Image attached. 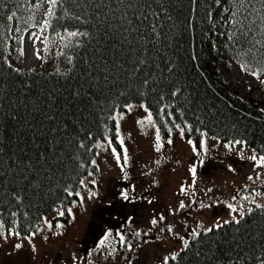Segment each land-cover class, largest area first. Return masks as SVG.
<instances>
[{
  "label": "trees",
  "instance_id": "obj_1",
  "mask_svg": "<svg viewBox=\"0 0 264 264\" xmlns=\"http://www.w3.org/2000/svg\"><path fill=\"white\" fill-rule=\"evenodd\" d=\"M83 2L79 0L78 5L77 0H64L58 5L48 37L57 33L66 37V30L88 31L91 36L73 38L68 47H64L63 40L58 53L64 55L57 53L49 66L27 69L8 60L10 49L13 44V57L19 60L18 38L33 24L38 26L44 16L43 7L36 9L30 0H0V147L9 163L13 154L25 164L32 161L31 171L17 167L0 178L4 182L0 187V212L6 223L17 220L23 234H27L28 225H40L52 208L77 198L68 197L64 189L71 186L76 192L82 176L96 168L91 161L100 138L109 136L120 147L115 136L116 121L109 117L131 102L146 103L162 137L169 134L168 127L175 130L173 120L182 127L187 122L193 131H186L185 137L195 143V138H201L196 131L200 129L223 141L246 140L257 153L264 154L262 102L250 94H237L219 69L220 61L226 65L231 60L239 69L237 60L252 67L257 66L255 61H264V31L259 30L257 16L245 21L249 24L255 19L256 23L251 32L240 37L220 21L222 11L214 0H198L195 11L190 0H170L172 20H164L159 39L142 28L141 35H147V43L140 35L129 36L121 43L119 32L104 36L103 29L98 30L92 7L85 11ZM109 7L118 15L114 0ZM9 10L16 12L11 22L6 19L11 15ZM104 11L108 13L107 8ZM208 11L212 12L211 21ZM113 13H108L110 19ZM76 15L83 19L72 18ZM17 28L22 31L17 32ZM229 34L236 40L229 41ZM249 48L251 52H247ZM66 57L71 58V64ZM140 59L147 63L138 65ZM9 63L12 67H8ZM137 66L139 71L134 72ZM169 66L172 72H168ZM90 74L97 78L96 87L90 86ZM145 78L147 85L143 84ZM177 88L179 93L171 95ZM76 90L80 96L74 98ZM80 143L85 147L80 148ZM41 154L44 159L38 160ZM81 163L85 167L81 168ZM12 191L18 192L22 201L8 194ZM250 208L254 210L251 214L249 208L245 211L239 226H212L211 233L200 230L201 235L195 240L190 237V247L179 251L176 261L169 259V264H258L257 256L264 252V211L255 205ZM12 212L17 216L12 217ZM63 219L66 221L67 215Z\"/></svg>",
  "mask_w": 264,
  "mask_h": 264
},
{
  "label": "rangeland",
  "instance_id": "obj_2",
  "mask_svg": "<svg viewBox=\"0 0 264 264\" xmlns=\"http://www.w3.org/2000/svg\"><path fill=\"white\" fill-rule=\"evenodd\" d=\"M31 2L41 3L43 9L46 5V0H31ZM221 17L220 21L224 23L227 14L222 12ZM35 31L36 27L27 32L31 35ZM48 35L49 28L43 34L39 31L40 39L31 43L23 36L24 55L16 60L13 57L12 44L8 60L15 66L27 69L51 65L61 49L63 43L61 37L64 36L59 33L49 38ZM38 43H42L40 56L43 59H37L33 51ZM219 69L221 76L230 83L232 90L240 96L250 94L258 98L264 108V84L241 71L233 61H227L226 65L220 61ZM129 104L133 105L130 113L126 108L116 110L125 113L124 118L120 120V133L124 137V146L128 149L129 160L126 168L128 179L123 178L120 166L107 147V140L111 138L109 136L100 138L97 145L103 147H97L99 155L96 154L94 158L98 170L96 167L90 171L93 175L86 173L83 176L86 186L81 185L77 189L84 197L83 203L81 204L77 197L73 200L76 201L75 204L72 203L73 201L61 204L65 212L67 208H72L68 221L63 220L64 216L58 215L57 209L61 205L45 213L43 221L46 219L53 227L48 229L42 221L40 226L44 230L32 239V244L36 247L35 253L32 252L27 240L22 242L21 249L16 250L13 247L18 242L15 238H10L7 242L0 239V264H161L164 257H170V254L180 251L182 247L180 237L190 239L193 229L200 231L214 226L217 221L223 223L231 219L228 203L237 208V213L232 214L237 216L240 211L245 212L252 205L264 204V182H262L264 177L254 181L247 179L249 175L255 176L253 162L247 159L252 155V147L248 145L243 151L244 159H240L236 150L229 152L224 147L228 141L218 137V142L211 139L215 135L202 131L208 134L209 151L201 166L199 158L187 143L188 139L186 137L182 139L175 129L170 135L161 136L164 141L171 138L173 143L171 145L164 143V147L158 153L154 149L155 129L137 124L138 120L147 115L144 108L140 107L141 104L146 105V103ZM148 110L150 111L149 108ZM156 125L158 126L157 122ZM200 140L195 138L198 143H196L197 148ZM113 145L116 147L114 142ZM117 151H121V148L118 147ZM157 160H160L159 165L156 164ZM193 164L197 167L196 187L189 189V192L195 191L196 196L179 195L182 185L192 184L193 178L189 168ZM229 165L235 169L234 172L229 171ZM256 171L264 170L256 169ZM93 179L96 181L95 184L90 183ZM245 185L248 187L245 188ZM132 186H135L134 192ZM209 188L212 191L205 195V191ZM125 189L129 190L131 196L137 197L134 202L120 198V192ZM89 190L96 192L95 198L88 199ZM233 196H236V200L232 199ZM244 196H248L249 199H242ZM145 197L147 199H144ZM193 199L198 202L202 200L205 204L214 202L213 207L201 209L197 203L179 209L181 200L189 205ZM253 199L255 204L251 203ZM148 200H152V203H148ZM161 214L165 217L163 221L159 220ZM129 217H132L130 225ZM153 217L158 220L155 227L150 223ZM169 226L172 228L171 233L167 231ZM109 229L112 230L113 235L117 230L125 233L126 238L133 245L132 250L128 251L127 248H120L116 244L114 247L117 251L114 258L108 256L104 249L92 251L97 248L98 242ZM160 229L164 231L161 232ZM137 230L141 231L139 238L133 236ZM145 232L148 235H143ZM45 236L48 237L47 241L44 240ZM90 252L91 256H89Z\"/></svg>",
  "mask_w": 264,
  "mask_h": 264
},
{
  "label": "snow or ice",
  "instance_id": "obj_3",
  "mask_svg": "<svg viewBox=\"0 0 264 264\" xmlns=\"http://www.w3.org/2000/svg\"><path fill=\"white\" fill-rule=\"evenodd\" d=\"M46 2L50 5V7L46 10L45 16L46 18L42 20L40 24V33L43 34L45 29L51 27V19L56 18L55 16V9L57 8L58 5H62L64 3V0H46ZM116 9L115 12L118 13L116 15L113 13V10L109 5L113 3V0H84L83 2V9L87 11L89 7H92V13L94 18L97 21L98 25V30L103 29V34L104 36L108 35H115L116 32H119L120 36L122 37V40L120 41L123 43L124 41L128 40L129 36H136L140 35V39L147 43V35H141V30L142 28H147L150 30V33L152 36L155 38L159 39L161 36V29L164 27V20L171 21L172 20V15L169 12V2L170 0H114ZM77 3L79 5V0H77ZM190 3L192 5V10H196V6L198 4V0H190ZM214 3L216 6L221 8V11L225 14H227V19L224 20L225 26L231 27L233 32H235L238 36L243 37L247 34V32H251L252 26L256 23L255 19H251V23L245 24V21H249L250 18L257 16L259 21H260V31H264V0H214ZM259 4V8L256 7V5ZM155 6V7H154ZM36 9H40L43 7L42 4H36L34 6ZM108 9V13H113V18L110 19V16L108 13L104 11V9ZM2 10V8H0ZM11 11V10H9ZM16 16L15 11H11V15H8L6 17L7 21L11 22L13 20V17ZM163 17V19H162ZM207 17L211 21L212 18V12L208 11L207 12ZM72 18L76 20H82L83 18L79 15L73 16ZM223 19V17H221ZM118 21V24L116 23ZM86 22V21H85ZM147 22V23H145ZM32 27H37L36 24H33ZM115 29V31H113ZM9 31H11V25L9 24ZM17 32H21V28L16 29ZM59 35V33H57ZM32 37H35L36 40H39L40 37L36 35V33L31 34ZM91 33L88 31H67L66 30V37H61V39L65 40L66 43L64 44V47H68L69 43L73 38L77 37H90ZM31 39V37H30ZM227 39L229 41L236 40V36L229 34L227 36ZM237 42H239L237 40ZM18 43L20 44V48L18 49L20 56L24 55V49H23V36L18 38ZM255 43H260L259 41H256ZM77 46H79V41H77ZM252 49L249 48L247 52H251ZM245 53V55L247 54ZM35 55L37 59H43L42 56H40V50L35 49ZM58 55H64L63 52L58 53ZM195 58V57H193ZM67 61L69 64L72 63L71 58H67ZM103 60V58H102ZM106 63V61H105ZM147 61L144 59H140L138 61V65H143L146 64ZM237 63L240 66L241 71L246 72L247 74L253 76L257 81H259L261 84H264V61H255L256 67L250 66L248 63H241L239 60H237ZM8 67H12V65L9 63ZM168 72L173 71V67L169 66L168 67ZM15 71L19 72V69H15ZM133 71H139V66L133 69ZM59 72V70H57ZM89 79L91 82V87H96V84L94 83L95 80L97 79L94 75L89 76ZM104 80L107 81V75H104ZM143 84L147 85L148 84V79L145 78L143 80ZM3 89L0 88V93H2ZM180 89H175L171 95L175 96L179 93ZM85 95H88L87 93ZM123 95V93H121ZM80 92L78 90L73 92V97H79ZM3 105L0 104V108H2ZM127 109V112H131L133 109V105L128 104L125 106ZM140 107L144 108L145 112L147 113L146 117L143 119H140L137 121V124L144 127V126H151L152 128L155 129V144H154V149L156 152H160L161 149L164 147V143H167L171 145L173 143L172 139L169 138L166 141L162 140L161 137V129L156 125V122L153 118V114L151 111L148 110L146 105L141 104ZM262 112H264V109H261ZM164 112V108L160 109V113ZM172 113L169 112L168 116H171ZM125 116L124 112H119L115 111L113 115L109 117L111 120H115V136L117 143L119 144L121 151H117V148L113 145V141L111 139L107 140V147L110 148L114 159L116 160L117 164L120 166L121 172L123 173V178L125 180L128 179V173L126 171V168L128 166V149L124 146L125 141L124 137L120 133V120H122ZM48 119H53V117L49 116ZM165 125H167V120L164 121ZM173 124L175 129L178 130L180 137L183 139L185 137V132L187 131L188 133H191L193 131L192 125L187 124L185 122V126L182 127L181 124L175 123L173 120ZM107 127V126H105ZM167 131L169 134L172 133V127H168ZM197 132L200 133V136L202 139L199 142V148H197V144L193 142L192 139H188L187 143L191 146L193 153L199 158V164L202 166L204 163V157L207 156L208 154V145H207V138L208 134L207 132H201L200 129H196ZM213 140H217L219 142L218 137H211ZM239 146V147H238ZM248 146L247 141L243 139H234V140H229L227 143L224 144V147L229 151L236 150L240 156V159H244L243 157V151L244 149ZM80 148H84V144L80 143L79 145ZM94 147H103V145H94ZM107 150V149H106ZM23 151V149H21ZM90 151V149H89ZM3 153H4V148L0 147V178L6 177L10 172H14L15 168L19 167L23 171V169L26 167L29 171H31V165L32 161L29 159L27 161V164H25V161L23 159H18L15 157V154H13L12 157L9 158L10 163L8 160H5L3 158ZM99 155V153H97ZM44 157L41 154L38 157V160H43ZM247 159L251 162H253V171L255 172V176L249 175L247 179L249 181H254V180H260L262 177H264V171L257 172L256 169H262L264 170V154H258L256 152V149L252 150V155L248 156ZM121 160L123 161L121 163ZM91 164L93 166L97 167L98 170V165H96V160L93 159L91 161ZM156 164H160V160L156 161ZM5 165L7 166V171H5ZM81 168L85 167L83 163L79 165ZM229 171H235V169L232 168L231 165L228 166ZM189 172L193 178L192 184L191 185H182L180 188V192L178 193L179 195H188V196H196V192L192 191L189 192V189H195L196 187V177H197V167L195 164L190 166ZM89 175H93L92 172H89ZM24 179H27V175L24 176ZM264 182V181H262ZM3 179H0V187L3 186ZM90 183L95 184L96 181L93 179L90 181ZM80 185H85V180L81 179L79 180ZM86 186V185H85ZM248 186L245 185V188ZM64 191L67 193L68 197L71 196H76L79 198V202L82 204L84 197L81 196L79 191L73 192L71 190V186H68L64 189ZM132 191H135V186H132ZM212 189L209 188L205 191V195H207L208 192H211ZM90 194L88 196V199H93L96 197V192L89 190ZM3 192L0 191V195H2ZM13 197L14 200L17 202L22 201V196L16 192L12 191L8 193ZM258 195V193H256ZM120 198L124 201H131L134 202L137 197H133L130 195L129 190L125 189L120 192ZM144 199H147L145 197ZM233 200H236V196L232 197ZM242 199L248 200V196H244ZM73 204L76 203V201L72 202ZM148 203H152V200H148ZM199 208L203 209L205 207L211 208L213 207V203H208L205 204L202 200L197 201L195 199L190 201L189 205H186L183 200L180 201L179 204V209H185L187 207H190L191 204H197ZM251 203L255 204V200L253 199ZM227 208L230 210V215L231 219L225 220L223 224L217 223L214 225L216 229H221L223 228L224 225H230V224H235L239 226L242 223V220L245 218V212L240 211L239 216L237 215H232L233 213H237V208L233 206V204L228 203ZM241 208H243V205H241ZM256 209H261L264 211V204H255ZM254 209L249 208L248 209V214H251V212ZM58 215L59 216H64L65 215V210H63V205H61L60 208L57 209ZM67 213L71 214L72 213V208L69 207L66 209ZM12 217L17 216V212H12L10 214ZM26 215V214H25ZM165 217L161 214L159 217L160 221H163ZM132 217L128 218V224H131ZM44 224L47 225L48 229H52L53 225L48 222L46 219L43 221ZM151 225L155 227L158 223V220L153 217L150 221ZM57 227H63V225H57ZM43 227L40 225H28L27 226V234H23L21 230L19 229V224L17 220H12L10 223H6L5 220L3 219V213L0 212V239L4 240L7 242L10 238H15L18 242H16L13 247L16 250H19L23 247V241L27 240L31 250L33 253L36 252V247L34 244H32V239L41 231H43ZM150 231V230H149ZM161 232L164 231V229H160ZM167 231L171 233L172 228L169 226L167 228ZM207 233H211L213 231V228H207L205 230ZM143 235H148L147 232L143 233ZM191 237L195 240L197 239L201 233L197 231L196 229H193L190 233ZM134 237H141V231L137 230L133 233ZM111 238V239H110ZM159 237H157L158 239ZM44 240L47 241L48 237L45 236ZM182 247L180 249V252H185L189 247H190V241L189 239H186L184 237H180ZM147 243L148 241H144ZM118 244L120 248H127L128 251L132 250V243L126 238V234L122 233L121 231L117 230L115 235H113V232L111 229L107 230L103 236L102 239L97 244V248L93 249L92 251H97L99 249H104L107 251L108 256H113L117 251V248L114 247V245ZM139 246V245H138ZM180 252L172 253L170 254V257L166 256L163 258V264H169V259L172 261H176L180 255ZM91 252L89 253V256H91ZM126 258V257H125ZM257 261L258 264H264V252H261L260 255L257 256Z\"/></svg>",
  "mask_w": 264,
  "mask_h": 264
},
{
  "label": "bare ground",
  "instance_id": "obj_4",
  "mask_svg": "<svg viewBox=\"0 0 264 264\" xmlns=\"http://www.w3.org/2000/svg\"><path fill=\"white\" fill-rule=\"evenodd\" d=\"M50 7V5L46 2V5H45V7H44V9H43V14H44V16H43V19H45L46 18V16H45V13H46V10L48 9ZM42 19V20H43ZM41 20V21H42ZM40 26V25H39ZM39 26H37L36 27V31L35 32H33V33H36V35L37 36H39V31H40V27ZM45 31H46V29H45ZM29 34V32H26L25 33V38H26V40L29 42V43H31V42H34V40H36V38L35 37H32L31 35H28ZM30 37H31V39H30ZM40 37V36H39ZM215 37V36H214ZM42 38V37H41ZM42 42V41H41ZM40 45H42V43H38L37 45H36V48L35 49H39L40 50ZM44 46V45H43ZM35 49H33V51H35ZM32 51V50H31ZM35 54V53H34Z\"/></svg>",
  "mask_w": 264,
  "mask_h": 264
}]
</instances>
